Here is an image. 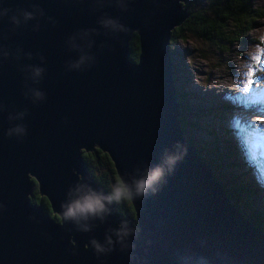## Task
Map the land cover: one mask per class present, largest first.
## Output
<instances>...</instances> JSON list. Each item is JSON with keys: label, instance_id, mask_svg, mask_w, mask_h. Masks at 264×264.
Returning <instances> with one entry per match:
<instances>
[{"label": "water", "instance_id": "1", "mask_svg": "<svg viewBox=\"0 0 264 264\" xmlns=\"http://www.w3.org/2000/svg\"><path fill=\"white\" fill-rule=\"evenodd\" d=\"M181 3L186 0H130L123 12L108 0L103 9H94V0H0L2 7L30 11L38 4L44 12L38 31L37 21L11 31L8 19L0 20V47L33 56L0 59V103L8 107L0 112V264H264V232L228 203L180 128L167 41L187 17ZM104 13L128 31L105 36L97 24ZM89 29L101 32L91 37L94 64L68 70L78 53L67 41ZM132 33L139 46L136 63L127 47ZM76 42L82 43L79 37ZM22 64L45 69L38 86L42 102L25 99ZM25 109L26 135L9 138L14 124L8 112ZM177 144L182 159L159 191L130 202L138 226L127 220L136 230L131 247L116 244L97 256L90 241L103 243L107 230L122 221L115 206L89 232L63 219L70 188L85 183L104 192L81 152L97 147L106 153L120 182L138 167L159 164L166 150L176 153ZM34 186L57 221L30 202Z\"/></svg>", "mask_w": 264, "mask_h": 264}, {"label": "rangeland", "instance_id": "2", "mask_svg": "<svg viewBox=\"0 0 264 264\" xmlns=\"http://www.w3.org/2000/svg\"><path fill=\"white\" fill-rule=\"evenodd\" d=\"M196 1L200 4L205 0ZM251 2L264 12V0ZM183 6L181 3L182 8ZM254 24L250 31H241L237 40L228 44L224 51L192 34H185L182 39L169 42V49L176 101L180 108L183 107V134L191 141L195 153L200 157L199 161L209 169L210 175L214 180L217 179L218 184L222 183L226 187L229 184L226 173L233 174L239 182L246 184L247 190L252 191L249 195L253 196L251 199L252 204L256 205L255 208L264 210V144L261 145L263 148L258 147L255 140L258 135L254 132L257 129L256 131L264 133V18L257 19ZM244 37L247 38L245 43L242 42ZM243 85L248 87L243 88ZM223 86L227 88L226 93H230L226 95L230 96L235 104H232L228 97L220 96ZM244 94L251 97V104L246 109H243L241 100L236 98ZM232 106L237 108H231ZM245 116H248L250 124L245 121ZM234 117L239 118L238 125ZM245 123L248 126L242 129L241 125ZM234 133L237 137L235 140L231 137ZM222 143L227 146L224 150L228 154L222 151ZM210 144L218 146L217 154L221 159L223 153L229 163L230 159L233 160L234 167L223 168L220 165L223 169L216 174L220 166L212 169L215 165L212 161L214 155L206 152ZM238 147L242 149L245 163L243 158L239 163L236 160L240 151ZM92 169L95 173L104 175L105 179L110 181V186L115 185L114 180L117 178L109 162L97 163L91 166ZM220 174L223 178L219 181ZM32 181L35 183L33 179ZM233 201L237 210L233 207ZM233 201L228 203L233 204L232 207L241 217L245 220L253 218V215H248V207L252 206L238 200Z\"/></svg>", "mask_w": 264, "mask_h": 264}, {"label": "clouds", "instance_id": "3", "mask_svg": "<svg viewBox=\"0 0 264 264\" xmlns=\"http://www.w3.org/2000/svg\"><path fill=\"white\" fill-rule=\"evenodd\" d=\"M130 0H108V6H114L120 11H128ZM31 10L17 7L15 9L0 6V20L5 18L13 26L10 30L15 31L22 26H27L30 21H37L33 27L34 31L39 30V19L44 17L43 10L38 4H31ZM105 0H94V9H103ZM97 24L99 29L103 30L105 36L115 37L120 33H126L128 28L122 24L119 18H113L107 13L99 17ZM98 29L83 30L77 36L70 37L67 45L71 51L78 53V58L70 60L67 63L68 70L82 71L91 67L95 62V55L92 48L95 41L92 36L100 35ZM82 43H77V38ZM6 38V37H5ZM107 45L101 44L103 49ZM12 58L16 61L21 59L31 60L32 53H24L22 49L17 48L15 51L7 47H0V59ZM41 64L44 57H39ZM19 70L24 74V97L33 104L42 102L46 97L45 93L39 89V84L43 79L45 69L35 64H22ZM8 111V107L0 103V112ZM27 110L9 111L8 121L14 126L9 127L6 135L11 138L13 136L21 138L26 135V125L22 121L27 116ZM21 123H14V122ZM180 145L177 144V152L169 153L165 151L164 156L159 164L154 166L145 165L143 168H137L133 173H126L121 181L112 186L107 193L97 191L85 183H78L69 189L67 199L62 203L63 219L74 225L78 231L89 232L95 226V222L101 224L106 222L107 218L112 215L114 206H118L127 201H141L148 195H155L160 186L166 182V177L174 172L175 166L182 159V153L179 151ZM136 230L129 226L127 221H122L117 228H109L105 235L103 243L92 239L90 244L97 256L106 255L114 250V246L119 244L121 250L131 247L129 238L134 235ZM115 238V239H113Z\"/></svg>", "mask_w": 264, "mask_h": 264}, {"label": "trees", "instance_id": "4", "mask_svg": "<svg viewBox=\"0 0 264 264\" xmlns=\"http://www.w3.org/2000/svg\"><path fill=\"white\" fill-rule=\"evenodd\" d=\"M182 4L184 5L183 8L187 13V17L182 21V23L179 26L174 27L171 30L170 38H169L170 43L182 39V36L185 34H192L201 40L209 41L212 45L224 51L227 49L228 44L237 40V37L241 31H246V32L250 31L251 29H253L255 25L254 22L256 23L257 19L264 18L263 10L260 7L253 6L251 0H205L200 4H198L196 0H186V3H182ZM246 39L247 38L244 37L242 42L245 43ZM128 44L130 49L129 58L132 62H137L136 60L139 52V46L137 42V36L135 33H132ZM179 111L180 114L177 118L180 124V128L183 132L184 129L183 124L185 122L184 118L181 115L183 111V107H181ZM215 138L218 140L217 136H215ZM187 143L191 147V149L195 152L194 147L191 145L192 144L191 141L187 139ZM217 148H218L217 145H211L206 150L207 153L210 152V154L214 155V157H212V161H214L215 165L214 167H212V169L213 168L216 169L220 165H222L223 168L225 167L233 168L234 167L233 160L230 159V163H229L227 161L226 156L223 153H222L223 157L221 159L217 154ZM222 148H223L222 151L226 153L224 149H226L227 146L223 144ZM239 150H240L239 154L241 156H239V154L236 155V160L238 163L239 160H242V158L243 161L245 160V158L242 156L241 149ZM81 156L82 159L84 160L86 169L90 174V176L93 178V180L98 184H100V186L105 189L106 193L109 192L112 188V186H110V181H107L104 175L95 173L93 169L91 170V166H94L97 163L105 161V162H109L113 167L110 158L105 153H102L99 149H95L89 152L82 151ZM223 168H221L220 166V168L216 171V174L220 169ZM226 175H227L226 176L227 182H229V184H227L226 187L222 183L218 184L216 181L217 179L215 180L217 185H219L222 188L224 195L226 194L225 198L230 203L231 200L232 201L238 200L244 204L252 206V207H248L249 210L248 215H253V218L251 219L247 218L246 221L252 224L255 228L264 232V210L262 208L257 209L255 208L256 207V205H254L255 203L252 204L253 200L251 199V197L253 196L249 195L252 193V191L247 190L246 184L244 182L243 183L239 182L238 178L235 177L233 174L231 175V173H229L228 175V173H226ZM222 178L223 175L220 174L218 180L220 181ZM31 182H33L32 179ZM114 182L115 184L119 183L118 179H115ZM29 200L33 204L42 206L45 213L53 220L55 221L58 220L57 216L51 213L49 204L46 201V199L43 198L41 195L37 194L35 186L32 189V194L29 197ZM117 207H118V212L123 221L128 220L129 222H133L135 224L136 221L135 214L132 210L130 201L124 202L118 205ZM233 207L235 208V202Z\"/></svg>", "mask_w": 264, "mask_h": 264}, {"label": "bare ground", "instance_id": "5", "mask_svg": "<svg viewBox=\"0 0 264 264\" xmlns=\"http://www.w3.org/2000/svg\"><path fill=\"white\" fill-rule=\"evenodd\" d=\"M171 32V31H170ZM169 38H170V33H169ZM169 38H168V41H167V48H168V52H169V57H170V49H169V42H170V40H169ZM129 43V42H128ZM127 47H128V49H129V44H127ZM129 52H130V49H129ZM130 59V58H129ZM170 59V58H169ZM170 62H171V60H170ZM134 63H136V62H134ZM172 64V63H171ZM233 66H234V64H232V68H233ZM238 68V67H237ZM237 71V70H236ZM238 73V72H237ZM190 83V82H189ZM240 86V85H239ZM227 87V86H226ZM243 88H241V90H242ZM235 91V90H234ZM227 92V88H225L224 86H223V88H222V90H221V97H228L230 100H231V102H232V104H235L234 102H233V100L231 99V97L230 96H227L226 94H228V95H230V93H226ZM236 93H237V91H235ZM237 95V94H236ZM245 95V94H244ZM262 95H264V94H262ZM236 98H237V100H240L239 99V96H236ZM240 103V102H239ZM264 103V102H263ZM250 104H251V102H249V103H243L242 104V107H243V109H246L247 107H249L250 106ZM233 107H235V109L237 108V106H232L231 108H233ZM241 113H243V112H241ZM241 113H239V114H241ZM238 116V115H237ZM234 119H235V122H236V125H238V123H239V118L238 117H234ZM245 121H247V123L248 124H250V122H249V120H248V116H245ZM247 123H245V125L244 124H242L241 126H242V129L244 128H246L247 126H248V124ZM259 123V122H258ZM257 130V129H256ZM254 131L255 132V135H258V137H255V140L258 142L257 143V145H259L258 147L259 148H263L261 145H263L264 144V133H262V132H260V131ZM236 132V131H235ZM254 135V136H255ZM260 136V137H259ZM231 137H233V139L235 140V139H237V137H236V135H235V133L231 136ZM242 139V138H241ZM258 139H260V140H258ZM244 142H246L245 140H244ZM263 142V143H262ZM247 143V142H246ZM242 144V143H241ZM249 144V143H248ZM245 145V144H244ZM96 147V146H95ZM254 148H255V146H253ZM245 148V147H244ZM95 149H98L97 147L95 148ZM94 149V150H95ZM241 149V148H240ZM241 151H242V149H241ZM102 152V151H101ZM238 152V151H237ZM103 153V152H102ZM106 154V153H105ZM196 154V153H195ZM249 154V149H248V152H247V155ZM107 155V154H106ZM108 156V155H107ZM263 156V155H262ZM109 157V156H108ZM196 157L200 160V158L197 156V154H196ZM242 161V160H241ZM112 162V161H111ZM244 162V161H243ZM113 164V163H112ZM206 170L209 172V174H210V171H209V169L208 168H206ZM219 186V185H218ZM103 190H104V192L106 193V191H105V189L104 188H102ZM131 202V201H130ZM131 204V203H130ZM115 208H116V212L118 213V215H119V219L121 220V221H123L122 219H121V216H120V214H119V212H118V207L117 206H115ZM135 219H136V216H135ZM129 223H131L136 229L138 228V226H137V221H135V224L133 223V222H129Z\"/></svg>", "mask_w": 264, "mask_h": 264}, {"label": "snow or ice", "instance_id": "6", "mask_svg": "<svg viewBox=\"0 0 264 264\" xmlns=\"http://www.w3.org/2000/svg\"><path fill=\"white\" fill-rule=\"evenodd\" d=\"M245 75H247V74H245ZM247 87H248V85H243V88H247ZM242 91H243V89H242ZM239 99L241 100L242 103H249V102H251V97L248 96V95H241L239 97Z\"/></svg>", "mask_w": 264, "mask_h": 264}, {"label": "flooded vegetation", "instance_id": "7", "mask_svg": "<svg viewBox=\"0 0 264 264\" xmlns=\"http://www.w3.org/2000/svg\"><path fill=\"white\" fill-rule=\"evenodd\" d=\"M37 191V190H36ZM37 194H38V192H37ZM43 197V196H42ZM44 198V197H43Z\"/></svg>", "mask_w": 264, "mask_h": 264}]
</instances>
